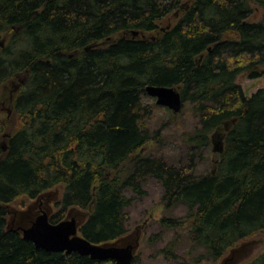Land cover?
Returning a JSON list of instances; mask_svg holds the SVG:
<instances>
[{
  "label": "trees",
  "instance_id": "trees-1",
  "mask_svg": "<svg viewBox=\"0 0 264 264\" xmlns=\"http://www.w3.org/2000/svg\"><path fill=\"white\" fill-rule=\"evenodd\" d=\"M181 1L0 0V36L9 37L0 86L19 81L9 102L20 124L4 140L0 128V264H113L38 249L6 228L5 204L24 206L59 184L49 222L72 207L88 211L79 234L102 245L127 232V193L143 194V177L157 179L165 212L184 210L163 216L156 235L171 231L160 252L178 264H216L264 231V88L247 97L236 83L264 68V0ZM253 5L263 12L256 22ZM177 10L172 28L150 36ZM148 85L176 87L195 105L182 167L136 154L149 140ZM220 127L219 160L194 174L192 156ZM245 264H264V251Z\"/></svg>",
  "mask_w": 264,
  "mask_h": 264
},
{
  "label": "rangeland",
  "instance_id": "rangeland-1",
  "mask_svg": "<svg viewBox=\"0 0 264 264\" xmlns=\"http://www.w3.org/2000/svg\"><path fill=\"white\" fill-rule=\"evenodd\" d=\"M187 0H182L181 4ZM177 12V15H176ZM171 13L157 23L158 29L150 36H160L164 31L172 28L183 15V11L178 10ZM263 12L253 5V13L249 20L258 21ZM8 36L3 34L0 41L5 40L0 49L6 45ZM264 68L259 70V77L249 78L247 73L237 76L236 83L241 87L243 93L250 97L257 90L264 88ZM18 83H6L0 86V128L2 140L6 134H10L19 128L18 118L12 113L13 106L9 102V96L13 92V86ZM142 128L148 133L149 140L137 151V155L152 157L174 167L184 166L188 163L189 146L187 138L198 126V117L195 105L188 101L183 102L181 110L174 114L167 107L156 104V99L144 92L142 95ZM224 127L217 128L210 135V144L206 148L195 152L193 157L196 175L208 174L214 169L215 162L219 160L220 154L215 152L216 148H223ZM141 186L143 194L135 195L127 193L132 198L131 204L125 208L127 232L122 237L113 242L102 244L103 246L133 247L132 264H178L170 256H164L160 250L163 245L173 236L171 231L163 232L161 238L156 236L160 232L159 220L165 215L182 216L184 210L177 207L172 212H165L161 202L163 187L161 183L150 176L142 178ZM63 185L59 184L52 189L42 193L32 201H28L21 206V201L17 200L3 207L7 212V229H13L21 233L22 229L29 228L31 223L43 210L50 218L54 213V204L61 198ZM89 212L75 207L70 208L63 220L74 218L80 226L88 217ZM184 242L182 251L186 248ZM264 251V231H259L252 236L240 241L235 247L230 249L225 256L216 264H245L256 255ZM184 253V252H183ZM183 253L181 257H183ZM180 257V254H178ZM131 264V263H130ZM210 264V263H203Z\"/></svg>",
  "mask_w": 264,
  "mask_h": 264
},
{
  "label": "water",
  "instance_id": "water-1",
  "mask_svg": "<svg viewBox=\"0 0 264 264\" xmlns=\"http://www.w3.org/2000/svg\"><path fill=\"white\" fill-rule=\"evenodd\" d=\"M133 35L136 36L137 32H133ZM144 91L146 95L156 99V104L167 107L172 113L177 114L181 110L183 102L176 87L148 85ZM215 152L222 153V148H216ZM21 233L22 237L32 242L36 248L48 252L65 255L77 253L92 260H111L113 264H130L133 259L131 245L120 248L92 244L79 235V226L74 218L51 224L44 211H41L29 228L22 229Z\"/></svg>",
  "mask_w": 264,
  "mask_h": 264
}]
</instances>
